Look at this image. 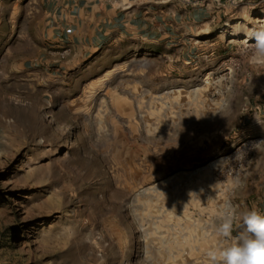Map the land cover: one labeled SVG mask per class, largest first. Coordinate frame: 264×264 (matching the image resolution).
I'll return each mask as SVG.
<instances>
[{
	"label": "rangeland",
	"instance_id": "rangeland-1",
	"mask_svg": "<svg viewBox=\"0 0 264 264\" xmlns=\"http://www.w3.org/2000/svg\"><path fill=\"white\" fill-rule=\"evenodd\" d=\"M108 1L154 35H0V264H207L225 204L264 212V0Z\"/></svg>",
	"mask_w": 264,
	"mask_h": 264
},
{
	"label": "crops",
	"instance_id": "crops-1",
	"mask_svg": "<svg viewBox=\"0 0 264 264\" xmlns=\"http://www.w3.org/2000/svg\"><path fill=\"white\" fill-rule=\"evenodd\" d=\"M183 1L178 0L181 3ZM55 2L0 0V35L5 36L4 44L13 34L18 33L20 27V36L28 37L31 34L28 31L30 23L41 29L39 33L44 37L43 45L47 47L45 52L60 55L71 53L76 57H83L113 41L145 39L146 36L154 35L148 29V23L145 24L146 20H150L149 15L142 16L139 10L129 12L116 6L111 8L108 0H57L54 11ZM164 2L165 5H172L168 3L169 0ZM216 6L221 8L222 5ZM154 7V4H149L147 12L153 13ZM151 18L154 20L157 15L153 13ZM3 26L7 29L5 33H2ZM17 42L24 41L21 39ZM6 53L19 56L25 53V49L17 53L9 48Z\"/></svg>",
	"mask_w": 264,
	"mask_h": 264
},
{
	"label": "clouds",
	"instance_id": "clouds-1",
	"mask_svg": "<svg viewBox=\"0 0 264 264\" xmlns=\"http://www.w3.org/2000/svg\"><path fill=\"white\" fill-rule=\"evenodd\" d=\"M245 36L252 60L264 63V24L247 29ZM218 219L222 242L206 251L207 264H264V212L227 203Z\"/></svg>",
	"mask_w": 264,
	"mask_h": 264
},
{
	"label": "bare ground",
	"instance_id": "bare-ground-1",
	"mask_svg": "<svg viewBox=\"0 0 264 264\" xmlns=\"http://www.w3.org/2000/svg\"><path fill=\"white\" fill-rule=\"evenodd\" d=\"M261 21H264V18L263 19H261ZM242 27H246L247 26V24H242L241 25ZM247 39V37L245 38V40ZM245 40H243L244 42H245ZM250 42V41H249Z\"/></svg>",
	"mask_w": 264,
	"mask_h": 264
}]
</instances>
